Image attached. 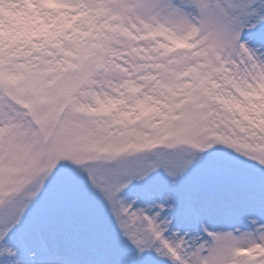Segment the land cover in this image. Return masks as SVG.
Here are the masks:
<instances>
[{"label":"snow or ice","instance_id":"snow-or-ice-1","mask_svg":"<svg viewBox=\"0 0 264 264\" xmlns=\"http://www.w3.org/2000/svg\"><path fill=\"white\" fill-rule=\"evenodd\" d=\"M0 264H264V0H0Z\"/></svg>","mask_w":264,"mask_h":264}]
</instances>
